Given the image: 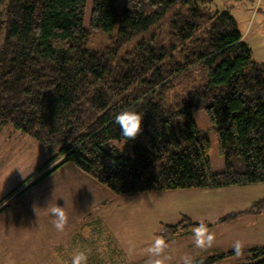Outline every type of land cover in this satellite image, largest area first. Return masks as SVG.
I'll return each instance as SVG.
<instances>
[{"label": "trees", "instance_id": "1", "mask_svg": "<svg viewBox=\"0 0 264 264\" xmlns=\"http://www.w3.org/2000/svg\"><path fill=\"white\" fill-rule=\"evenodd\" d=\"M125 109L143 116L135 140L114 123ZM8 124L54 153L20 187L52 163L31 187L66 163L115 194L264 183V64L214 0H0V132ZM93 220L86 242L102 233ZM197 224L184 217L163 237ZM98 239V263L118 264ZM248 252L264 264V246Z\"/></svg>", "mask_w": 264, "mask_h": 264}, {"label": "rangeland", "instance_id": "2", "mask_svg": "<svg viewBox=\"0 0 264 264\" xmlns=\"http://www.w3.org/2000/svg\"><path fill=\"white\" fill-rule=\"evenodd\" d=\"M214 1L221 9L233 14L246 43L252 49L253 59L264 64V0ZM135 43L133 41L125 46L122 53ZM104 44L105 39L100 33L94 35L89 46L101 49ZM115 143L123 154L132 156V150L125 141ZM53 155L46 152L37 140L16 130L11 124L0 132V264H65L58 257V248L67 256L66 264H71L72 255L79 251V247L88 249L87 264H99L102 258H99V254L102 252H99L101 242L98 238L101 236L106 239L102 250H109L116 256L118 264H147L151 258L147 249L153 241L158 236L163 237L166 226L176 225L184 217L196 223L203 220L210 225L208 228L215 233V242L211 248L199 249L195 247L192 231L177 235L166 241L168 247L163 253L166 264H178L185 255L191 256L197 263L229 253L234 251L232 245L236 240L244 242L242 254L228 255L211 264H247L250 257L248 250L264 246V212H248L255 202L264 199V183L217 189L115 194L81 171L94 181L96 188L94 192L90 191L91 196H87L81 190L86 184L67 174L70 167L80 171L70 163V166H62L31 187L55 166L56 163H52L20 187ZM53 188L54 192L59 190V194L55 193L59 198L55 202ZM54 205L64 207L68 215L63 232L56 230L54 218L48 211ZM92 218L99 222L90 229L101 230L102 233H97L95 241L83 242V233L78 232L79 225ZM82 229L87 232L89 227ZM74 233H77L79 247L73 241ZM59 234L62 236L60 241L69 240L70 246L59 241L56 244Z\"/></svg>", "mask_w": 264, "mask_h": 264}, {"label": "clouds", "instance_id": "3", "mask_svg": "<svg viewBox=\"0 0 264 264\" xmlns=\"http://www.w3.org/2000/svg\"><path fill=\"white\" fill-rule=\"evenodd\" d=\"M114 123L119 126L121 136L127 141L135 140L143 131V116L132 109L121 110L116 114ZM48 211L54 218L53 225L56 230L63 232L68 223V215L64 207L54 205L49 207ZM192 234L195 247L199 249L211 248L216 239L215 233L209 230L203 220L192 229ZM167 247L166 240L158 236L147 249L151 256L147 264H166V258L163 257V253ZM232 247L234 252L240 255L245 245L243 241L236 240ZM87 259L85 251H77L72 255L71 264H87ZM178 264H195V261L191 256L185 255L181 257Z\"/></svg>", "mask_w": 264, "mask_h": 264}, {"label": "crops", "instance_id": "4", "mask_svg": "<svg viewBox=\"0 0 264 264\" xmlns=\"http://www.w3.org/2000/svg\"><path fill=\"white\" fill-rule=\"evenodd\" d=\"M215 2V1H214ZM215 5L216 6H218L219 7V5H217L216 4V2H215ZM220 8V7H219ZM63 167L64 166H70V163H66V164H64V165H62ZM62 166H60L59 168H61ZM59 168H57L56 169V171L59 169ZM54 172H52L51 174H49L47 177H45V178H48L50 175H52ZM67 174L68 175H74L75 177H77V178H79V182H81V181H83V183H85L86 185H83L82 187H81V190H82V192L84 193V195H87V196H91V192L90 191H92V192H94V189H96L95 187H94V181H92V179H90V177H86V175H83V173H81V170L80 171H78L76 168H74V167H70V170H67ZM81 176H85V177H81ZM44 178V179H45ZM43 179V180H44ZM77 180V179H76ZM75 180V181H76ZM42 181V180H41ZM96 181V180H95ZM97 182V181H96ZM76 183V182H75ZM97 184V183H96ZM86 187V188H85ZM59 194V190H57L56 192H54V188L52 189V195H53V200H54V202L57 200V199H59L58 198V195H56V194ZM94 220H93V218L92 219H86V221H85V224H83V225H79V227H80V229H79V231L78 232H81V233H83V237L82 238H84L82 241L84 242L86 239H87V237L85 236L86 234H87V232H86V230H84V229H82L83 227H85V226H89V225H91V223L93 222ZM75 234V233H74ZM76 237H77V233L73 236V241H75V243H78L79 244V241H77L76 240ZM62 239V236L59 234V236H58V238H57V243L56 244H59V243H61V242H63L64 244H68L69 246H70V244H71V242L69 241V240H63V241H60ZM58 241H59V243H58ZM79 246H81L80 244H79ZM78 246V247H79ZM81 247H79V249H80ZM82 250H84V248L82 249ZM111 255H113L112 253H111ZM58 257H60V255H58Z\"/></svg>", "mask_w": 264, "mask_h": 264}]
</instances>
